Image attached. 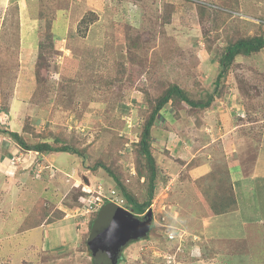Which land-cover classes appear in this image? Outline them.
<instances>
[{"label":"rangeland","instance_id":"rangeland-1","mask_svg":"<svg viewBox=\"0 0 264 264\" xmlns=\"http://www.w3.org/2000/svg\"><path fill=\"white\" fill-rule=\"evenodd\" d=\"M216 1L242 13L263 14L264 0ZM165 3L176 5L171 26L162 24ZM90 12L95 15H90ZM93 16L96 21L89 23ZM83 18L88 22L84 23ZM144 19L147 28L143 25ZM238 19L231 16L215 25L202 23L195 2L190 0H0V62L11 64L8 65V75L2 77V82L3 79L6 82L0 84V128L3 125V128L18 129L24 120L32 119L36 120L35 124L31 120L32 126L40 131L64 132L86 139L82 146L88 147L85 160L68 152L48 155L58 162L57 165L60 164V168L62 165L68 168L69 174L75 166L82 193L72 190L66 199L74 207L80 205V195H85V186L94 189L101 182L106 186L114 185L103 170L95 174L87 169H91L98 159L112 160L116 157L117 165L124 171L128 170L131 176L127 177L134 182L137 171L132 157L133 142L138 140L142 123L151 108L143 90L150 89V96L156 98L165 87L156 93L151 87L162 81L167 85L178 82L196 97L212 91L221 71L220 49L228 42L226 32L240 22ZM248 19L256 21L251 17ZM254 25L241 24V31L250 35L261 33L260 24L255 22ZM128 26L141 31L143 38L149 36L143 48H138L129 38L137 31L129 30ZM208 31L221 37H210L212 43L208 44L205 38ZM51 33L55 35L53 53L47 57L51 70L46 67L38 70L35 63L40 60L39 42L48 43ZM208 45L210 50H207ZM133 63L136 68H132ZM38 71L45 78L42 82L36 78ZM121 77L120 81L114 82L115 78ZM221 85L225 87L224 94L198 115H195V108L185 103L167 104L154 127L153 148L156 154L166 153V144L161 145V141L181 140V137L200 141L203 135L213 145H219L221 140L230 146L219 145L221 152L222 149L245 147L241 149V160L253 161L255 158L259 165L257 178L253 180L258 181L257 197L245 193L254 192L253 182L240 189L242 207H246L245 225L248 223L245 235L248 230L250 238H224L219 239L218 244L216 241L212 243L210 238H201L203 220L207 216L205 204L201 208V198L196 196L201 190L193 185L191 189L183 187L181 192L174 188L173 193L165 185L163 174L151 209L154 225L147 237L133 240L122 248L120 264H161L163 256L172 252L174 247L180 253L177 264H193L191 252H199V248L193 246L196 240L204 249L203 258L194 264H264V158H259L264 157V50L251 56H238ZM250 119L254 121L249 122ZM237 126L239 131L233 132ZM18 130L21 132L20 127ZM246 132H251L249 136L254 139L249 138ZM114 135L127 139V142L124 141L118 154L109 158L106 157V148L116 143ZM25 136L30 143H35L31 134ZM8 138V134L0 132V155ZM213 147L207 150L211 155ZM85 177L89 184L85 183ZM60 179L65 182L66 177L61 176ZM41 185L34 189V193L39 191L34 199L38 196V202L53 199L54 186L50 184L47 189ZM146 188L147 185L137 188L139 200L145 197ZM34 199L28 201L27 208L32 206L35 209L37 202ZM258 200L262 203L260 210L255 205ZM49 205L54 204L51 202ZM56 205L52 207L54 214L58 210ZM71 210L67 212L72 215ZM77 214H73L77 223L70 218L58 225L49 223L46 228L32 232L37 235L6 236L0 250L13 255L12 264H91L90 253L84 246L89 235L86 232L88 222L84 225V218H77ZM258 216V221L247 218ZM4 218L0 215V230H3ZM220 219L233 226L228 216ZM6 220V232L18 231L15 227L20 225L21 219L17 214L8 210ZM211 225L214 226L213 222ZM20 228L22 230L24 226ZM170 228L186 232L181 242L171 243L165 239L164 234ZM39 245L53 251L44 252L42 259L35 260L37 251L41 249L37 247ZM208 245L214 247H211L212 252L218 247L219 253L209 254ZM218 255L221 258L216 260ZM0 263L9 264L10 260L6 261L5 255L0 253Z\"/></svg>","mask_w":264,"mask_h":264},{"label":"trees","instance_id":"trees-1","mask_svg":"<svg viewBox=\"0 0 264 264\" xmlns=\"http://www.w3.org/2000/svg\"><path fill=\"white\" fill-rule=\"evenodd\" d=\"M190 1H192L193 3L195 2L197 6L198 17L202 23H207L208 25H211V24L215 25L216 23L225 22L226 18L227 17L229 18L231 16L237 19L238 18L241 19L237 25H234L232 28H230L226 32L225 36L228 37V42L225 45V47L220 49L221 51L220 53L221 71L219 72L218 77L216 78L214 89L210 92L204 93L200 97H196L192 95L187 89L182 87L178 82H171L167 85L166 83H163L162 81H160V83L157 86L151 87L154 93H156L161 87H165L163 88L161 93L156 98H152L150 96V93H151L150 89L143 90L151 102V108H150L148 115L146 116L145 121L142 123V127L139 133L138 140L133 142V146H135V149L133 150L132 157L135 162L134 167L136 168V171H137L134 182H132L131 179L129 180V178L127 177V176H131L130 172L128 170L126 171L122 170L123 167H121L122 168L121 169L117 165L116 157L112 158V160L98 159L94 163V165L91 166V169L87 168L89 171L91 170V172H94L95 174H97L100 170H103L107 174V176H109L113 180L114 185L106 186L102 182L99 184L103 186L106 193H108L112 189H115V190L121 189L124 192V196L127 199V205L133 209L134 214H136L135 216L143 215L147 211V209L150 207L153 200L155 199L154 196L156 194V189L159 186L161 170L158 165L155 150L153 148V141H154L153 131L158 121V117L160 116V113L164 109V107L169 103H172L175 105H178V103H185L187 106L196 109L195 115H198V112L200 111L209 109L212 106L213 102H215L218 97H221L224 94L225 87L221 85V81L223 77L226 76L228 70L230 69V66H232L236 58L241 55L251 56L253 54H257L261 52L262 50H264V9H263V14L257 15V16H254V14H251V13H242L239 9H237L236 13H241V15H243L241 17L240 15H233L231 13L232 9L226 8V6L220 3H217L215 0H190ZM175 8H176V5L174 3L172 4L165 3L163 5V14H162V24L163 25L171 26L170 24L172 23V20H173V13L175 11ZM89 14L95 15L94 12H90ZM86 16L87 15H85V17ZM248 17H251L255 19L256 21L249 20ZM84 18H83V22L84 23L88 22ZM95 21H96V18L93 16L90 18L89 23H93ZM143 21H144L143 22L144 27L147 28V25L145 24V19ZM255 22L260 24L259 28H262L261 33L250 35L249 33H243L241 31V24H243V26H246V24H248L249 26V24L254 25ZM128 29L133 31L136 28L128 26ZM136 31H137V34L130 35L129 38L134 40V44L138 48H143L144 43L149 41V38H147L149 36L143 38V33L141 31L139 32L137 29ZM210 37L219 38L221 36L211 35V31H208V33L206 32L205 38L208 44L212 43ZM54 38H55L54 33H51L50 36H48V43H46L47 41L39 42V59L40 60L38 63H35L38 70L44 67L51 70V68L48 67L47 65L48 64L47 57L53 53V51L51 50H53V47H54ZM210 49L211 47L208 45L207 50H210ZM44 50L46 51V54ZM134 62L135 64H137V61L134 60ZM135 64L133 63L134 67L132 68H136ZM8 65H11V64H5L4 62H0V84L1 83L4 84L6 82L5 79H3V82H2V77L5 75H8V72L10 71ZM123 72H125L124 68H123ZM36 78L38 81H41V82L44 81L45 79L39 71L37 72ZM122 78L123 77H121L120 79L115 78L114 82L120 81ZM127 81L128 82L132 81V79H127ZM31 120L30 121L27 119L26 121L24 120L23 122L24 124L22 123L19 126V127L22 126L21 132L20 130L14 129V128H11V129H9L8 127L3 128V125H2V129L0 128V132L1 133L5 132L6 134H8L10 140L14 141L17 148H19V150H21L22 152H31V151L37 152L36 163L38 165L42 164V162L44 161L43 155H49L50 153H56V152H68L73 155L77 154L83 157L84 160L86 159L87 157L86 151L88 147L87 146L82 147L83 144L86 143L85 138L81 139L80 137L76 135L75 136L66 135L64 132H59V133L52 132V131L43 132V131H40L38 128H35L34 126H32ZM251 121H254V120L250 119L249 122ZM35 122L36 120H32V123L35 124ZM238 131L239 129L236 130V132ZM246 133L249 138L252 137V136H249L251 132H246ZM25 134H31L33 138H35L34 140L35 143H30L28 140H26ZM114 137L116 138L117 136L114 135ZM116 139L117 141L115 144L107 146L106 150L108 151V155H106V157L108 156L110 158L118 154L117 152L118 149L122 147L124 141L127 140L123 137H120V138L117 137ZM213 148H214L213 153H212L213 157L210 160L212 169L210 170L209 173L198 178L195 181L196 187L199 190H201L198 192V194L201 192V195L203 198L202 200L203 204L201 205V208H203L205 204V211H206L207 216L222 215V214H227V213L236 211L238 207L240 206L241 199H242V194H241L242 192L240 190L241 187H239L237 190L233 185L231 171H230L232 166L230 165L229 160L230 159H234V160L241 159L240 157L241 149L243 150L245 147L236 149L235 152H228L227 154L230 155L231 158L227 157L226 150L222 149V152H221L220 150L221 148L219 147V145H216ZM256 160L257 159L254 158L253 161H251V159L242 161V163H244L243 165L246 168L245 169L246 174L247 173L250 174L251 172H254V170L256 172L257 168L259 167V165L256 163ZM196 161L197 159H194L192 162L188 164L187 171L183 172L179 176L180 180L184 178V174L188 172L190 168L195 166ZM53 168H55V171L57 170V167L53 166ZM43 172L44 170L43 171L41 170L40 173L42 174ZM186 175L188 176V173ZM64 177L66 176L64 175ZM142 178H144V181L140 182ZM68 179H70L69 176H67L65 179L67 184L71 181ZM127 181L129 183H127ZM61 182L63 183V186H65L62 180ZM247 183L248 182H246L242 186L246 187L249 184ZM144 185H147V188L144 189L145 191H147V193L145 194V197L142 200H139L137 188L139 186L144 187ZM53 186L54 187H52V191H53L52 195L57 194L58 192H64L63 190L62 191L59 190L57 186L55 185ZM80 187H81V184L78 186L74 185L71 191L73 190V191L81 192L79 189ZM191 188L193 187L191 186ZM253 191H254L253 193L251 192H245V193L253 194V196L257 197L256 187L253 189ZM62 195L63 194H60L59 196H54L53 199L51 200H41L39 202L37 201V203L35 204V207H36L38 215L41 214L40 219H42V217L48 214L49 218L47 220V223H52L53 221H55L56 216L65 214L64 211L57 208V205L59 203L60 198H62ZM196 196L199 197V195L197 194ZM66 199L68 198H65L64 203L68 204ZM51 202L54 205L57 204L56 208L58 210L56 214L52 212L54 211V209H52L54 205L53 206L49 205V203ZM258 203H259V200H258ZM258 203L257 201L255 203L257 207H259V204H260ZM68 205L70 207H74V205L72 206V203H69ZM108 205L110 204L106 203L102 205V207L97 212L89 215V217L91 216L88 220L89 229L87 232L89 235H88V238H86L84 241V246L87 249V251H89L90 253L91 264H120L121 263V261H118V260L112 261L107 251L103 247H101L102 246L101 244L95 243L91 246L89 244L90 233L93 230V225L97 219L101 218V215H100L101 210H103L104 207ZM51 213H53L52 216H51ZM29 218L31 219V222L33 224H36L37 222L36 217H29ZM26 221H28V216H27ZM25 226H26V223L24 227ZM164 227H167V226H164ZM171 231L175 233L176 229H173V228L168 229L166 234H164L165 239L167 241H171V243H175L179 241L178 239H170L168 237V233ZM181 231L182 230H179V232ZM196 241H194L193 246L194 248L198 247L199 252L196 251V253L194 254L191 252L190 257L192 258L191 261H193V264L194 262L201 260L203 258L202 251L204 248L201 247V245L198 244ZM190 244H191L190 248H192V243ZM171 251L172 252L170 253H175L177 255L176 262H175V264H177L180 259V253L177 252V250H175V247ZM209 254H212V253H209ZM9 258L10 256H7L6 261H8ZM40 258L42 259V256L41 257L37 256L35 260H38ZM161 264H165L164 258L161 260Z\"/></svg>","mask_w":264,"mask_h":264},{"label":"crops","instance_id":"crops-1","mask_svg":"<svg viewBox=\"0 0 264 264\" xmlns=\"http://www.w3.org/2000/svg\"><path fill=\"white\" fill-rule=\"evenodd\" d=\"M238 128L239 126L235 127L233 129V132L238 130ZM207 140H208L207 136L203 135L202 140L200 141L195 139H186L183 137H181V140L174 139L172 141H167V142L161 141L160 144L161 145L166 144L165 148L168 151L166 153L156 154L158 165L161 170L160 177L164 174L163 176H164L165 185L171 191H173V193H174V188H178L177 191L179 192L183 190V187L191 189V186L195 185V181L198 178L206 175L212 169L210 160L213 157V154L211 155L210 151L207 150L208 148L218 144L214 143L213 145L211 141H207ZM157 142L159 141L157 140ZM222 144H224L226 147L229 146L225 141L222 142L221 140H219V145L221 146ZM2 148L3 151L1 152L2 154L0 155V163L2 166V167L0 166V195H1L0 215L5 216V218L3 224L1 225V228H3V230H0V244H3L4 240L6 239L5 237L11 234L12 235L23 234L25 237L34 234L37 235L36 233H32V232H35L37 229L46 228L49 225V223H47V220L49 218L48 214L42 217V219H40L41 214L38 215L37 210H35L36 207L35 209L32 206H29L27 208L28 201H32L34 199V196H37L39 194V191L35 193L33 191L34 189L38 188L40 183H42L41 187L43 186L47 188L48 185L51 184L57 186L59 190L64 191L62 198H60L59 200L57 208L64 211L65 214L55 217V221H53L52 224L58 225L59 223H62L64 221H69L70 218L75 220V223L78 222V220L74 219L73 214L71 215V213L67 212L71 209V207L68 204L64 203L65 198H68V195L70 194L72 187L74 185L75 186L80 185V180H79L80 178L77 176V172H76L77 170L75 166L72 167L71 174H69L68 168H65L63 165H62L63 168H60V166H58L60 164L57 165L56 163L58 162L55 161L54 158L51 159L50 156L48 155H43L44 161L42 162V164L38 165L36 163L37 152H33V151L22 152L21 150H19V148H17L14 141L10 140V138H8L7 141H4V145ZM235 151L236 150L234 148H230V150H227L226 152L227 157L231 158V156L227 154L228 152H235ZM259 158L262 159L264 157L260 156ZM194 159H197V161L199 162L196 161L195 166L190 168V170H188V172L184 174V178L180 180L179 176L183 172L187 171L188 164L192 162ZM232 160L233 161H231L230 163V165L232 166L230 171H231L234 187L238 190V188L239 187L242 188L243 187L242 185H244L246 182H248L249 184L250 182H253L256 187V183L258 181L257 182L253 181L257 178L256 176L257 173L255 172V170L250 174H246L244 171V165H243L244 163H242V160L241 159H236V160L232 159ZM53 166L57 167L56 171L55 168H53ZM41 170L42 171L44 170L42 174L40 173ZM61 170H63V173L61 172ZM64 173L68 174L70 177V179L68 180H71L68 184L66 183V181L65 182L63 181L65 186H63V183L61 182L60 179L61 178L60 174H62V176L64 175L66 176V174ZM187 173L188 176L186 175ZM41 187L39 188V190L41 189ZM58 193L53 195L59 196L61 192ZM190 193H192V190L190 191ZM197 195H199V198H201V202H202L203 198L201 192ZM37 199H39V196L36 197L34 201L37 202ZM155 201L156 199H154L153 206L155 205ZM260 205H262L261 202L258 207L259 210H260ZM242 206H243L242 203H240V206L236 211L227 214L206 216L205 221L203 220L202 228L204 232H203V237L201 238L203 239L210 238L212 240L211 242L213 243L216 241L215 242L216 244H218L219 239H224V238L225 239H229V238L241 239V237H243V239L247 238L249 236V233L247 230V234L245 235V228L248 227V223L245 225V220H244V216H246L245 215L246 207H242ZM8 210H10L12 214H17L18 217L21 219L20 225L18 227H15L16 229H18V231L16 230L13 232H6L4 230V227L7 224L6 218H7ZM74 210L75 208L71 210L72 213H74ZM52 212L54 213V211ZM53 213H51V216ZM225 215L230 218L231 223L233 222V226L232 225L230 226L228 223L222 222L220 218H222ZM27 216H28V221H26ZM80 216L81 215H77L76 217H80ZM29 217H36V221H37L36 224H33ZM247 218L249 221L260 220V216H258V218L257 217L255 218L247 217ZM88 220H89V216H86L84 220L82 219V223L84 225H87V222L89 223ZM211 222H213L214 226L211 225ZM25 223L26 226L21 230L20 226H24ZM176 227L179 226L177 225ZM87 230L88 229H86V232ZM176 231L177 233L180 234L181 233L186 234V232L184 231L181 232H179V230ZM223 231L224 234H222ZM220 235L223 236L219 238ZM37 247H41V249L37 251V256L40 257L43 256L46 252L53 251L52 249H49V247H46L45 245L44 246L39 245ZM37 247L34 248H36L37 250ZM211 247L213 246L208 245L207 250H209L212 254L219 253L218 247H215L214 252H212ZM31 249H33V247H31ZM0 253L5 255V257L10 256L9 264L13 263V259H12L13 255L11 253H5V251H1V250ZM219 258H221L219 257V255L215 257L216 260H218Z\"/></svg>","mask_w":264,"mask_h":264},{"label":"water","instance_id":"water-1","mask_svg":"<svg viewBox=\"0 0 264 264\" xmlns=\"http://www.w3.org/2000/svg\"><path fill=\"white\" fill-rule=\"evenodd\" d=\"M89 184L88 178H84ZM101 218L97 219L90 234L89 244H101L112 259L118 260L129 242L147 237L153 223V211H147L144 218L134 216L118 205L110 204L101 210ZM118 257V258H117Z\"/></svg>","mask_w":264,"mask_h":264},{"label":"built area","instance_id":"built-area-1","mask_svg":"<svg viewBox=\"0 0 264 264\" xmlns=\"http://www.w3.org/2000/svg\"><path fill=\"white\" fill-rule=\"evenodd\" d=\"M83 190L85 195H80V205L74 210L75 214L78 213L77 215H81L82 217L89 216L90 214L97 212L105 203V201L114 202L126 210H131V208L126 205L125 199L122 198L115 189H112L106 193L103 186L99 184L94 189L89 186H85ZM183 236V233H174L173 231L168 233V237L170 239L179 238V241L183 240ZM165 255L163 256L165 264H175L177 257L175 253H166Z\"/></svg>","mask_w":264,"mask_h":264},{"label":"clouds","instance_id":"clouds-1","mask_svg":"<svg viewBox=\"0 0 264 264\" xmlns=\"http://www.w3.org/2000/svg\"><path fill=\"white\" fill-rule=\"evenodd\" d=\"M233 15H240L241 17L243 16V15H241V13H236V10H234V9H232V12H231ZM131 173L132 174H134V172L131 170ZM136 174V173H135ZM142 181H144V180H142ZM117 192L121 195V197L122 198H124L125 199V201H126V205H127V199H126V197L124 196V192L122 191V192H120V190H117ZM154 201V200H153ZM106 203H109V204H115V205H118V204H116V203H114V202H111V201H105V203L104 204H106ZM103 204V205H104ZM128 206V205H127ZM118 207L119 208H121V209H123V210H125V211H128V212H130V213H132V214H134V211H133V209L130 207V206H128V207H130L131 208V210H126L125 208H123V207H121V206H119L118 205ZM151 207V208H150ZM150 207H149V209L148 210H150V209H152V207H153V202H152V204L150 205ZM74 208H76V207H74ZM72 209V208H71ZM70 209V210H71ZM146 213L147 212H145L143 215H138L137 217H140V218H144V216L146 215ZM136 214H134V216H135ZM153 217H154V214H153ZM83 218H85V217H83ZM153 220H154V218H153ZM154 223V222H153ZM152 223V224H153ZM178 240H179V238H177ZM180 242V241H179ZM201 250V249H200ZM121 258V254H120V257H119V259ZM119 259H118V261H119Z\"/></svg>","mask_w":264,"mask_h":264},{"label":"flooded vegetation","instance_id":"flooded-vegetation-1","mask_svg":"<svg viewBox=\"0 0 264 264\" xmlns=\"http://www.w3.org/2000/svg\"><path fill=\"white\" fill-rule=\"evenodd\" d=\"M91 234V233H90Z\"/></svg>","mask_w":264,"mask_h":264}]
</instances>
